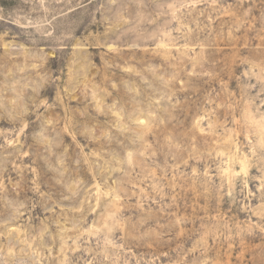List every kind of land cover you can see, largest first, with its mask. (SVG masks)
Returning a JSON list of instances; mask_svg holds the SVG:
<instances>
[{
  "label": "rangeland",
  "instance_id": "obj_1",
  "mask_svg": "<svg viewBox=\"0 0 264 264\" xmlns=\"http://www.w3.org/2000/svg\"><path fill=\"white\" fill-rule=\"evenodd\" d=\"M0 264H264V0H0Z\"/></svg>",
  "mask_w": 264,
  "mask_h": 264
}]
</instances>
